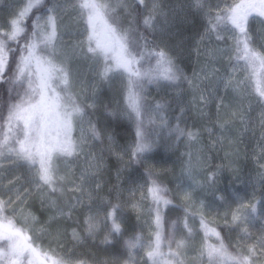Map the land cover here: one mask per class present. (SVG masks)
Instances as JSON below:
<instances>
[{
	"label": "snow or ice",
	"instance_id": "obj_1",
	"mask_svg": "<svg viewBox=\"0 0 264 264\" xmlns=\"http://www.w3.org/2000/svg\"><path fill=\"white\" fill-rule=\"evenodd\" d=\"M150 3L151 10L146 15L142 14V9L148 6L146 0H76L74 5L84 25L87 53L97 63L103 64L101 79L111 81L118 78L123 84L125 107L122 114L135 126V140L130 146L129 163L141 166L152 158L154 151L149 126L155 125L157 121L161 126H167L164 116L166 106L159 102L148 104L145 95L147 87L154 85L157 89H179L186 80L192 84L175 63L166 45L162 47L155 40L150 41L148 35L131 20L127 27L121 23L117 10L128 11L134 8L137 17L143 15L142 24L146 31L163 32L168 21L165 19L162 24L156 21L157 15H165L160 9L159 0H150ZM59 7L62 6L54 0H24L23 6L13 13L7 29L0 28V82L9 85L8 99H0V155L7 152L15 160L26 164L33 173L32 183L40 190L41 196L47 197L49 207L56 209V215L71 217L73 210L83 205L86 181L90 174L94 175L100 170L102 160L90 163L78 180L67 174L61 176L58 163L79 157L84 153L86 141L100 139L101 131L88 119L90 114L86 107L74 97L69 69L55 59L56 45L60 38L57 24ZM191 7L196 11H203V0H191ZM205 15L208 25L206 32L215 33L218 40L224 39V34H227L233 41L229 55L230 60L235 61L233 69L248 73L246 79L254 83L258 103L264 105V51L255 47L250 32L251 19L259 18V22L264 24V0H232V3L223 7L217 5L214 11L209 9ZM29 17H32L30 31L25 24ZM22 36V47H13L9 43L20 44ZM228 83L231 84V78ZM200 100L203 104L208 102L204 95L200 96ZM87 107H94V104ZM111 115L115 117L117 113L113 112ZM85 122L88 125L87 134L83 128ZM77 128H80L81 135L74 137L73 133ZM172 133L177 137L186 135L190 141L198 139V133L182 129L179 125L170 130L169 134ZM106 139L111 147L114 144L113 135L108 133ZM92 159L95 160V157ZM147 175V198L151 199V210L155 214V232L153 238L146 243L136 236L124 241V245L129 252L136 248L146 249L151 264H183L180 250L184 246V240L169 238L168 253L161 250L164 239L161 206L166 207L172 201L169 189L151 169ZM216 175L217 173H212L208 177L213 188ZM181 176L190 183L184 187L181 180L177 187L182 190L186 199H190L191 191L199 182L190 165L182 170ZM96 187L99 189L101 185L97 184ZM65 191L79 192L80 195L70 197L66 207H60L56 202L59 199L57 194L63 196ZM112 191L116 189L113 188ZM87 199H92L91 193H87ZM71 200L76 203H71ZM14 203L11 197L8 200L0 199V262L71 264L70 259L53 258L48 252H41L38 246H34L27 231L14 222L12 217L15 209L11 213L8 211ZM120 207L119 203L110 202L106 207L97 208L95 212L89 207V215L83 221L87 237L94 238L101 231L100 224L103 223L106 229L102 241L104 244L123 239L118 215ZM247 207L243 202L240 205V208ZM240 208L231 214V224L239 227L247 236L250 213L242 212ZM256 211V205H251V214ZM100 212L104 213L102 221L99 219ZM261 212L264 214V204L261 205ZM55 218L53 216L50 219ZM184 227L191 235L192 228L187 215ZM200 228L204 233L200 255L207 257V264H264V243L245 247L238 243L233 246L235 252H230L220 233L203 216ZM211 237H215L218 243H208ZM73 239H82L75 229ZM172 243L176 244L175 251L172 250ZM76 264L85 262L80 260Z\"/></svg>",
	"mask_w": 264,
	"mask_h": 264
},
{
	"label": "trees",
	"instance_id": "obj_2",
	"mask_svg": "<svg viewBox=\"0 0 264 264\" xmlns=\"http://www.w3.org/2000/svg\"><path fill=\"white\" fill-rule=\"evenodd\" d=\"M54 2L61 4L62 7L63 3L69 4L64 14L65 27L70 31L82 32L84 25L78 17V10L74 7L76 0H54ZM146 3L148 6L142 9L143 15L151 10L150 0H146ZM230 3L232 0H227L224 4L219 0H211L208 7L207 4H204L203 11H196L191 7V0H159L160 9L165 15H157L156 21L162 24L166 19L168 23L163 32L156 31L153 33L143 28V15L137 17L134 8L128 11L117 10L121 23L125 27L131 20L148 35L150 41L155 40L162 47L166 45L167 51L174 58L183 74L192 81V84L190 85L186 80L182 82L179 89H157L154 85L147 87L145 91L147 103L154 105L159 102L166 106L164 116L167 119V126H161L159 121L155 125L149 126L151 138L154 141V151L151 154L152 158L143 166L129 163L130 146L135 140V126L122 114L125 104L121 80L117 78V80L101 82L98 93L100 95L92 98L93 108L87 107L88 105L83 103L81 95L71 90L78 102L86 107L90 114L88 118L101 131L99 142L103 143L102 136H104L105 141L107 134L111 133L116 144L127 147L128 163H126V168L128 171L125 182L128 181V183L124 182L123 190H121L112 177H108L106 186H101L98 189L100 194L98 201L84 199L83 205L76 207L71 217L61 216L62 233L58 243L49 237L38 241L36 246L41 252H48L53 258L70 259L71 264H76V261L80 260H83L85 264H151L146 255V249L136 248L129 252L124 245V241L136 236L141 237L146 243L153 238L155 232V214L151 210L153 207L151 199L147 198V173L149 169L169 189V198L172 201L166 207L161 206V230L164 238L161 250L163 253L167 254L169 251V238H174L175 241L184 240V246L180 250L183 264H207V257L201 258L200 255L204 243V233L200 228L201 216L220 233L230 252H235L233 246L238 243L241 247L259 246L264 243V214L261 212V205L264 204V121L255 130L248 133L242 131L240 127L241 117L237 113V108L233 106L230 108L224 100L223 93H232L231 90L218 88L216 84L224 66L226 65L231 70L235 63L229 58L233 41L228 38L227 34H224V39L218 40L215 33L206 32L208 25L205 13L209 9L214 11L217 5L223 7ZM134 17L137 19L134 20ZM31 19L32 17H29L25 21L29 31ZM250 32L255 47L264 51V24L259 22V18L250 20ZM23 39L22 36L20 44L9 43L13 47H22ZM247 75L248 73L243 71L242 76L251 85L250 87L253 86L252 88L255 89L254 83L246 79ZM193 78L196 83H194ZM116 81L120 82L121 88L117 94H114V91L112 92L113 86L111 88L110 84ZM8 88L7 83L0 82V99L5 101L8 99ZM201 95L207 97V104L201 102ZM219 97L226 104L217 108L215 105ZM211 99L214 103L210 102ZM254 100L258 101L259 97L256 95ZM261 107L264 111V105L261 104ZM113 112L117 113L115 117L111 115ZM177 125L182 129L198 133V139L190 141L186 135L180 137H177L175 133L170 135V130L175 129ZM209 140L215 141L214 149H219L222 157L221 163L218 164L217 156L214 153L210 155L212 159L210 171L218 169L213 172L217 173L214 178L215 187L213 188L211 185L202 187L198 192L202 195H197L198 202L191 204L182 195L181 189L177 187L174 181H171L165 174L158 173L159 171L154 167V161H167L169 154L173 150H177L179 151L177 159L179 158L182 162L183 154L196 143L201 141L208 145ZM109 158L112 162L114 161L112 157ZM4 159L5 163L7 160L10 161L7 152L0 155V194L6 191L3 188L4 175L7 173V175L9 174V181L13 179L19 186H25L28 209L40 222H43L46 220L47 211L42 208L38 201L41 196L40 190H35L23 180L25 166L21 161L14 158L13 167L17 168H13L10 163L7 172H5L1 167V161ZM131 186H140L144 189L145 202H147L149 217L152 222L150 227L144 226L137 210L131 203V200L134 201L137 197L139 188L137 187L136 194L130 198L124 192L126 188ZM113 188L116 191H112ZM57 197H59L57 202L61 203V207H66L69 202H61L62 196L59 193ZM109 202L112 204L119 203L121 206L118 215L121 219L123 239L111 244H104L102 241L106 235V229H104L103 223L100 224L101 231H98L94 238H89L84 232L83 221L89 215L87 211L89 207L95 212L97 208L106 207ZM242 202L248 207L240 208ZM71 203L75 204L76 202L71 200ZM251 205H256L257 211L254 214H251ZM238 208L242 212L250 213L247 236L239 227H234L231 224V214ZM8 211L9 213L12 212L10 208ZM186 215L192 228L191 235L184 227ZM103 217L104 213L100 212L99 219L101 221ZM12 218L18 227L24 228L15 214ZM73 229L82 237L80 241L73 239ZM241 237L244 239L242 240ZM208 243L216 244L218 241L215 237H211ZM171 247L173 251L176 250L175 243H172Z\"/></svg>",
	"mask_w": 264,
	"mask_h": 264
},
{
	"label": "rangeland",
	"instance_id": "obj_3",
	"mask_svg": "<svg viewBox=\"0 0 264 264\" xmlns=\"http://www.w3.org/2000/svg\"><path fill=\"white\" fill-rule=\"evenodd\" d=\"M227 0H219L222 4L226 3ZM24 0H0V28L7 29L8 23L12 18V15L20 7L23 6ZM211 0H203V4H207V7L210 5ZM59 5V4H58ZM61 5V4H60ZM67 5L63 3V7L58 8L57 15V24H58V34L59 40L56 45V55L55 59L58 63L62 62L69 69L71 74L72 88L71 90L78 92L83 103L90 105L94 104L92 98L96 97L100 90L101 82L104 80L101 79L100 72L102 71L103 64L97 63L91 58V54L87 53V46L85 43L86 36L84 33V27L82 32L80 31H70L65 26L64 14L66 13ZM62 16V17H61ZM243 71L240 69H228L225 65L222 74L218 76V81L216 84L218 88H228L232 93H223L224 100H226L228 106L232 108H237V113L241 117L240 127L244 133H248L251 130L257 129V127L264 121L263 109L261 104L258 101H255L256 93L254 88L250 87L247 80H245ZM231 78V84L228 83ZM117 80V79H115ZM113 81V80H111ZM194 83L195 80L193 78ZM120 82H112L110 84L112 92L117 94L118 90L121 88L119 85ZM238 85V86H237ZM119 86V87H117ZM199 89L197 90V92ZM111 92V93H112ZM211 103L214 101L211 99ZM225 101L219 99L216 102L215 107L218 108L226 104ZM197 103V102H196ZM258 103V104H257ZM93 108V107H91ZM89 119V118H88ZM87 122L84 123L83 128L85 134H87ZM74 137H79L81 135L80 128H77L74 133ZM103 143L97 140H87L85 144L84 153L79 157L71 158L69 161L61 160L58 163V168L60 170V175H68L71 178H76L78 180L81 172L89 167L90 163H95L98 160H102V165L100 170L94 175H89V179L85 184V194L87 199V193L92 194L91 201H98L100 198L99 191L96 187L97 184L105 187L108 177H112L113 181L118 188L123 190V184L126 180V168L127 162V153L125 149L127 147L121 146L115 143L110 147L107 139L104 141V136H102ZM215 141L209 140L208 145H205L203 142L199 141L192 148L183 154V161L177 157L179 151L173 150L168 156L166 161H154V167L158 173L165 174L171 181H174L177 185L183 181V186L187 187L190 181L187 178L181 176L182 170L191 166L193 173L196 177V180L199 182L198 186H194V189L191 191V198L187 199L191 204L198 202L197 195H202L198 193L202 187L210 186L208 177L218 169L210 171L211 166V153H214L217 156L218 164L221 163V152L219 149H214ZM211 151V152H210ZM107 152V153H106ZM108 154V155H107ZM95 157V160L92 158ZM109 157L113 158V162ZM8 158L5 163V159L1 161V167L5 172H7L8 167L11 163L13 167L14 157L8 153ZM211 159V160H210ZM24 167L23 180L29 184L30 187L37 190L33 181V173L30 171L29 167L21 162ZM220 166V165H219ZM17 168V167H13ZM16 172L18 170H15ZM7 175V173H6ZM5 177L4 188L6 191L0 194V198L8 200L10 197L15 203L12 205L10 210L15 209V215L17 219L22 223L24 229L27 231V235L31 237L34 242V246L38 245V241L49 237L52 241L57 242L61 236V216L56 215V209L54 207H49L46 196H40L38 199L39 203L42 205V208L47 211L46 220L40 222L37 217L32 214L28 209V203L26 201V190L25 186L15 183L13 179L9 181V174ZM125 183H128L126 181ZM139 188V193L134 201L131 200L132 205H135L141 221H143L144 226L150 227L152 222L149 217V208H147V202H145V192L140 186H131L126 188L124 192L130 198L134 196ZM23 191V192H21ZM38 191V190H37ZM182 192V190H181ZM123 193V191H122ZM74 195H80L79 192L73 193L71 191H65L64 195L61 197V202H69V198ZM183 195V192H182ZM184 196V195H183ZM186 199V198H185ZM89 200V199H88ZM75 201V200H74ZM57 202V201H56ZM57 204L61 207V203ZM55 216V219H50ZM150 223V224H149ZM206 256H204L205 258ZM202 258V256H201ZM200 259V258H199ZM2 264V262H0Z\"/></svg>",
	"mask_w": 264,
	"mask_h": 264
}]
</instances>
